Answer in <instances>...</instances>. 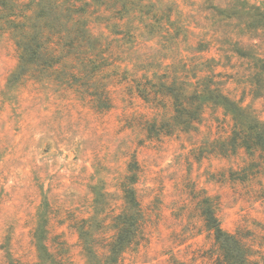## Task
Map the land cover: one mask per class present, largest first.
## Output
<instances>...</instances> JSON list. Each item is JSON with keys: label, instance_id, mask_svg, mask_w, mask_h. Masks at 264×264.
I'll list each match as a JSON object with an SVG mask.
<instances>
[{"label": "rangeland", "instance_id": "374dc122", "mask_svg": "<svg viewBox=\"0 0 264 264\" xmlns=\"http://www.w3.org/2000/svg\"><path fill=\"white\" fill-rule=\"evenodd\" d=\"M231 1L151 0L147 15L128 7L130 15L117 17L111 1L91 3L88 44L68 51L62 41L61 61L29 66L12 80L17 35L33 14L0 12V264H46L38 259L43 245L85 264L77 222L94 215L96 199V216L106 222L121 211L134 162L142 240L118 264H215L199 209L204 197L215 202L221 228L242 237L264 264V157L241 148L221 153L232 123L209 104L189 129L174 126L172 101L160 88L173 78L193 83L192 73L213 75L230 100L264 123V84L253 80V62L264 58V27L206 8L227 9Z\"/></svg>", "mask_w": 264, "mask_h": 264}, {"label": "trees", "instance_id": "16d2710c", "mask_svg": "<svg viewBox=\"0 0 264 264\" xmlns=\"http://www.w3.org/2000/svg\"><path fill=\"white\" fill-rule=\"evenodd\" d=\"M17 1L0 0V12L14 7L28 9L33 14V24L22 25L24 29L17 35L19 66L11 74L10 80L24 75L29 66L33 67V71L47 69L61 61L62 54L65 53L60 54L58 43L62 41H64V48L68 51L74 48L77 42L88 44L91 36L87 31L88 24L84 15L91 3L111 1L110 6H117L113 8L115 17L119 14L130 15L128 7H133L135 14L147 15L145 11L153 4L151 0H145L146 4L133 3L131 0ZM206 8L224 19H243L245 26L249 28L264 27V0L258 6L248 4L246 0H232L227 4V9L211 4H208ZM12 24L15 25V21H12ZM18 28H21V24ZM64 37H70V39H64ZM200 45L202 44L197 45V52L204 51L205 46ZM236 53L241 57H247L240 49H237ZM253 63L257 72L254 73L253 80L258 88L264 84V58L257 59ZM189 73L188 71L187 74ZM191 76L195 80L193 83L185 78L178 80L173 78L169 84H160L164 94L172 101L174 126L182 130L189 129L192 123L198 120L203 106L209 104L222 109L232 123L229 137L219 144L221 153L233 152L241 148L249 156L258 154L264 157V123L247 107H242L240 101L230 100L220 90L219 83L212 80L213 75L197 78L192 73ZM136 171L137 166L134 162L130 164L128 175L124 178L122 209L118 214L111 216L109 222H106L103 217L96 216L102 211L97 199L94 215L77 222L76 231L85 264H118L125 252L138 246L142 240L144 216L132 187L136 183ZM98 197L100 195H97ZM216 208L211 198L204 197L199 202L204 228L211 234L217 253L215 264H257V261L253 260L256 252L252 246L238 234L228 233L221 228ZM105 231L110 232V236H106ZM38 240L44 241L43 236ZM37 250L43 253L38 255L40 262L45 260L46 264H73L69 256L58 257L56 252L47 253L44 245L38 246Z\"/></svg>", "mask_w": 264, "mask_h": 264}]
</instances>
